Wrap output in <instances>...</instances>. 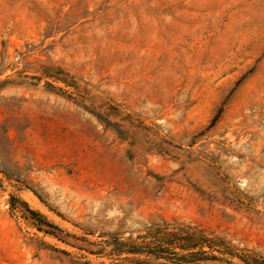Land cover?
I'll return each instance as SVG.
<instances>
[{
    "label": "rangeland",
    "instance_id": "374dc122",
    "mask_svg": "<svg viewBox=\"0 0 264 264\" xmlns=\"http://www.w3.org/2000/svg\"><path fill=\"white\" fill-rule=\"evenodd\" d=\"M0 264H264V0H0Z\"/></svg>",
    "mask_w": 264,
    "mask_h": 264
},
{
    "label": "trees",
    "instance_id": "16d2710c",
    "mask_svg": "<svg viewBox=\"0 0 264 264\" xmlns=\"http://www.w3.org/2000/svg\"><path fill=\"white\" fill-rule=\"evenodd\" d=\"M34 213H36V214H37V212H36V211H34Z\"/></svg>",
    "mask_w": 264,
    "mask_h": 264
}]
</instances>
